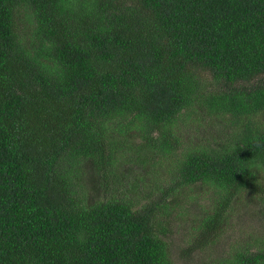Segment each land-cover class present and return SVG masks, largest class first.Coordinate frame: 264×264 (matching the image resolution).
<instances>
[{"label":"trees","instance_id":"obj_1","mask_svg":"<svg viewBox=\"0 0 264 264\" xmlns=\"http://www.w3.org/2000/svg\"><path fill=\"white\" fill-rule=\"evenodd\" d=\"M188 188L190 251L243 200L264 226V0H0V264H177ZM201 264H264V231Z\"/></svg>","mask_w":264,"mask_h":264},{"label":"rangeland","instance_id":"obj_2","mask_svg":"<svg viewBox=\"0 0 264 264\" xmlns=\"http://www.w3.org/2000/svg\"><path fill=\"white\" fill-rule=\"evenodd\" d=\"M220 126H212L210 119H202L192 115L185 118L181 124V135L184 137L186 145L206 143L209 140L210 132L218 134ZM127 169V168H125ZM124 169V170H125ZM151 177L146 176L144 184L150 185ZM193 189L194 191H192ZM180 200V208L173 211L169 217L172 225V232L169 235V243L173 252V258L177 264H201L210 261L218 254L231 249L237 239L247 237V234L257 229L258 234L264 231L263 216H259V207H247L245 200L235 207L237 213L230 221L226 231L203 250H189V245L193 242L194 226L197 220L203 215L210 203L211 194L208 189L197 190L189 188L183 191ZM254 215V216H253ZM195 221V223H194ZM247 233V234H246Z\"/></svg>","mask_w":264,"mask_h":264}]
</instances>
